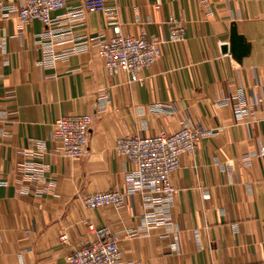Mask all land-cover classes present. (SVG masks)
Segmentation results:
<instances>
[{
    "label": "crops",
    "instance_id": "obj_1",
    "mask_svg": "<svg viewBox=\"0 0 264 264\" xmlns=\"http://www.w3.org/2000/svg\"><path fill=\"white\" fill-rule=\"evenodd\" d=\"M21 3L0 0V12ZM108 4L125 36L168 39L166 23L176 19L186 40L163 45L133 80L107 70L98 53L114 30L103 13L74 15L81 0L56 12L52 28L23 26L16 14L0 22V264H67L94 239L88 225L113 231L122 264H264V0ZM233 25L250 46L241 61L230 51ZM82 41L87 52L43 62ZM69 115L94 118L78 161L58 154L53 138L56 121ZM184 127L208 136L181 158L176 195L155 202L138 190L135 165L116 142ZM23 165L47 167L44 180H24ZM107 191L125 195L121 208L80 201Z\"/></svg>",
    "mask_w": 264,
    "mask_h": 264
},
{
    "label": "built area",
    "instance_id": "obj_2",
    "mask_svg": "<svg viewBox=\"0 0 264 264\" xmlns=\"http://www.w3.org/2000/svg\"><path fill=\"white\" fill-rule=\"evenodd\" d=\"M69 0H22L18 7H6L0 12V22L16 14L20 23L27 26L38 20L52 28L55 23L54 14L66 9ZM82 9L74 15L83 17L86 13H103L107 24L114 30V35L99 48V57L105 62L106 68L113 76L127 74L133 80L139 79L142 71L154 66L161 56V48L165 44L181 43L186 40V29L183 23L170 19L166 24L169 28L168 39L152 40L146 36L134 38L125 36L120 29L119 11L117 6L108 2L114 0H81ZM207 1V0H202ZM45 48L47 45H44ZM49 46V45H48ZM88 42H78L61 54L45 55V64L53 63L60 57L85 53ZM221 101L218 105H224ZM260 109L264 111V102L259 100ZM247 116L249 110L238 111ZM94 118L92 115H69L58 119L55 123L53 138L60 142L57 150L62 157L72 161L84 158L88 151L90 132ZM208 134L184 127L179 131L162 132L155 137L138 135L120 138L116 142V151L120 157L126 158L135 165L132 177L138 183L140 192L156 195L155 202L162 197L173 198L177 189L172 183L173 174L181 167V158L185 154L195 155L203 139ZM264 154V148L262 149ZM247 164L249 161L246 162ZM47 167L23 165L20 171L24 180L43 181ZM125 195L117 191H107L80 197L82 204L92 210L114 207L121 208ZM93 233V240L83 241L78 248L67 256V264H122L123 252L119 240L109 227L96 228L88 225ZM69 236H61V243L68 245Z\"/></svg>",
    "mask_w": 264,
    "mask_h": 264
},
{
    "label": "water",
    "instance_id": "obj_3",
    "mask_svg": "<svg viewBox=\"0 0 264 264\" xmlns=\"http://www.w3.org/2000/svg\"><path fill=\"white\" fill-rule=\"evenodd\" d=\"M230 51L238 61H241L250 51L249 44L243 36L239 35L236 25H233L231 30Z\"/></svg>",
    "mask_w": 264,
    "mask_h": 264
}]
</instances>
